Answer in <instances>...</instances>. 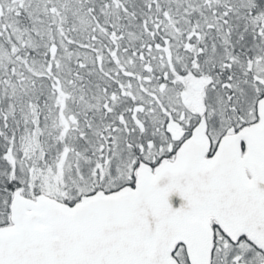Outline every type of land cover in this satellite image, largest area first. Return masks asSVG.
Instances as JSON below:
<instances>
[{
  "label": "snow or ice",
  "instance_id": "obj_1",
  "mask_svg": "<svg viewBox=\"0 0 264 264\" xmlns=\"http://www.w3.org/2000/svg\"><path fill=\"white\" fill-rule=\"evenodd\" d=\"M0 264H264V0H0Z\"/></svg>",
  "mask_w": 264,
  "mask_h": 264
}]
</instances>
